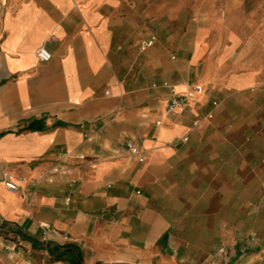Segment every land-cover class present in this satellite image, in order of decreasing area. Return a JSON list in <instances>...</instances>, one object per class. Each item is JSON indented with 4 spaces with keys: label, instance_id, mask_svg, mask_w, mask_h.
I'll use <instances>...</instances> for the list:
<instances>
[{
    "label": "crops",
    "instance_id": "1",
    "mask_svg": "<svg viewBox=\"0 0 264 264\" xmlns=\"http://www.w3.org/2000/svg\"><path fill=\"white\" fill-rule=\"evenodd\" d=\"M0 5V264H71L77 250L83 264L211 259L260 232L264 13L254 4ZM196 86L185 110L168 112Z\"/></svg>",
    "mask_w": 264,
    "mask_h": 264
},
{
    "label": "rangeland",
    "instance_id": "2",
    "mask_svg": "<svg viewBox=\"0 0 264 264\" xmlns=\"http://www.w3.org/2000/svg\"><path fill=\"white\" fill-rule=\"evenodd\" d=\"M247 1L254 4L260 10V14L264 13V0ZM259 225L260 232L258 234L250 235L249 238L235 240L228 247H224L220 251L215 252L211 259L187 257V252H185V258L181 259L174 258L172 252H162V256L159 255L156 257L157 259L155 258L149 264H264V216H261ZM161 243L164 246L167 245L168 239L166 237L163 238Z\"/></svg>",
    "mask_w": 264,
    "mask_h": 264
},
{
    "label": "built area",
    "instance_id": "3",
    "mask_svg": "<svg viewBox=\"0 0 264 264\" xmlns=\"http://www.w3.org/2000/svg\"><path fill=\"white\" fill-rule=\"evenodd\" d=\"M1 10H2V6L0 5V13H1ZM155 40H156V37L154 35L144 39L141 43V46H140L141 50H146L147 48L151 47L155 43ZM37 54L41 60H49L51 58V54L43 47L37 51ZM201 91H202V87L196 86L194 88V90L190 91L187 95L173 99L168 106V112H174V109L176 107H179L181 110H185V108L188 105L189 98H192L194 96V93L201 92ZM157 124H161V121H158ZM195 125L199 126V123L196 122ZM185 140H187V138H185ZM129 148L132 151V153H134V154H140V152H141L138 145H136L133 142L129 143ZM143 160H144V158H141V161H143ZM7 185L12 190L17 189V184L13 181L11 176H9V181H8ZM69 201H70V199H68V203H69ZM42 228L44 231L45 238H48L49 233L51 232L50 226L48 224H42Z\"/></svg>",
    "mask_w": 264,
    "mask_h": 264
},
{
    "label": "trees",
    "instance_id": "4",
    "mask_svg": "<svg viewBox=\"0 0 264 264\" xmlns=\"http://www.w3.org/2000/svg\"><path fill=\"white\" fill-rule=\"evenodd\" d=\"M72 248H73L72 246H69L67 249L72 250ZM71 264H83L80 251L77 250L75 252V255L73 252V255L71 256Z\"/></svg>",
    "mask_w": 264,
    "mask_h": 264
}]
</instances>
